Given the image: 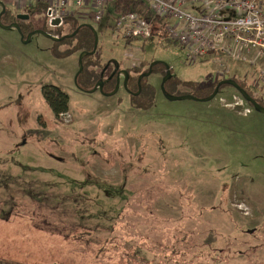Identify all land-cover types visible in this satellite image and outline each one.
Returning a JSON list of instances; mask_svg holds the SVG:
<instances>
[{
  "label": "rangeland",
  "instance_id": "rangeland-1",
  "mask_svg": "<svg viewBox=\"0 0 264 264\" xmlns=\"http://www.w3.org/2000/svg\"><path fill=\"white\" fill-rule=\"evenodd\" d=\"M17 4L8 7L27 12ZM30 14L33 27L69 38V18L54 29L41 4ZM107 15L98 24L88 14L78 21L97 36L88 71L102 82L118 71L110 95L80 87L81 51L55 52L75 41L55 50L46 34L24 43L16 29L0 27V258L166 264L161 258L171 255L179 264H264V114L233 86L209 101L165 96L203 95L228 77L264 102V61L209 53L189 64L181 47L154 32L127 43ZM156 60L193 88L178 83L164 94L159 68L143 79L155 88L151 106L137 108L122 70L136 76ZM51 85L68 97L64 116L54 117L45 100ZM172 220L183 226L175 253L157 251Z\"/></svg>",
  "mask_w": 264,
  "mask_h": 264
},
{
  "label": "built area",
  "instance_id": "built-area-1",
  "mask_svg": "<svg viewBox=\"0 0 264 264\" xmlns=\"http://www.w3.org/2000/svg\"><path fill=\"white\" fill-rule=\"evenodd\" d=\"M14 1L25 8L42 4L47 25L57 29L67 18L81 19L87 14L98 24L116 0H0V5L8 6ZM141 1L151 18L130 11L114 19L116 33L125 39H148L156 23H160L167 38L183 49L189 64L209 53L224 54L252 65H257L256 59L264 61V0ZM260 75L264 82V70ZM244 111L249 112L247 108Z\"/></svg>",
  "mask_w": 264,
  "mask_h": 264
},
{
  "label": "trees",
  "instance_id": "trees-1",
  "mask_svg": "<svg viewBox=\"0 0 264 264\" xmlns=\"http://www.w3.org/2000/svg\"><path fill=\"white\" fill-rule=\"evenodd\" d=\"M108 7H111V9H110V11L109 10L107 11V14H108L107 16L114 17V19L117 16L128 13L130 11H138V13L140 15H145V16H147V18H151L150 11L148 10L147 6L146 7L144 6V3L141 0H116L111 5H109ZM137 7H138V9H137ZM34 8H35V6L30 7L27 9V11L29 13H31ZM43 8H44V6H43ZM7 9H10V8L8 6H5V10L8 12L9 10H7ZM110 14H112V15H110ZM69 19L71 20L70 33L68 36L69 38H67V36H62L59 41H53V44H54L55 50L57 48V44H61L64 42L67 43L71 40L75 41V44H73L74 42H72L70 48H68L67 50H64L61 52L56 50L55 52L57 53V55H68V54L73 53L75 51H86L87 52L82 58L83 69L77 75V78H76V80L79 81L80 87L82 89L87 90L89 88H93L96 85V83L98 81H100L96 77L93 76V74H94L93 72L88 71V65H87L89 59L93 57L92 56L93 53H90L94 47L93 28L89 25H85V24L79 22L77 18L69 17ZM154 21L158 22L156 20V18L154 19ZM9 22H10L9 19L2 21L3 24H8ZM27 27H28V29H27ZM30 29H31L30 25L27 23L20 27V31L23 33L24 37H25V34ZM153 32L158 34L159 36H161L163 38H167V35L162 28V24H160V23H158V25L153 29ZM129 40L130 39H126V42L128 43ZM161 67H163V66H161ZM147 70H148V68H147ZM156 70H158V68L157 69L153 68V70H151V71L154 72ZM117 72H115L111 78H108L107 80L105 79V81H103L102 92H104V91L109 92V91H112L114 89V86L116 84ZM140 74H142V73L136 74V76H131V77L129 75L127 77L126 84H125L126 86L124 88L127 91L130 90V91H134L135 93H137V95H131L130 94L131 102L135 107L148 109L153 102V97L155 94V88L151 84H149L148 82L143 80L144 78H146V75H143L140 78V82L138 83V78H139ZM225 79H228V77H222L220 80H217V82L225 80ZM236 82L241 87L242 90L246 91L259 104L264 106V102L261 99H258V98L256 99L253 96V92L249 87H246L245 85H243L242 82H238V81H236ZM178 83H181L182 85H186V86L193 88L191 82H189V81L180 82L179 79H176V78L172 79L171 76H169L164 82L165 92L170 93L168 90L172 86L175 87ZM223 86H231V84H228V83L222 81V83L218 87L217 91H219V89L222 88ZM213 87H215V86H213ZM49 88H50L51 92H48L47 89H45L44 90L45 91L44 97H45L47 104L49 105V108L53 112L54 117L65 115L67 113V110H68V97H67V95L58 86L51 85ZM213 89L214 88H212L211 90H209L206 93H203V95H198V94L194 93L195 90H193L192 95H194L198 98H205V97H208L212 93ZM173 221H177V220H172L171 223H173ZM181 226H182V224L178 226V225H175L173 223L172 225H167V226L164 225L162 227V229H163L162 234L165 237L166 243L163 246L159 245L158 248L160 247V250H157V251L161 252L162 249L165 251L171 249L170 254L175 253V251H174L175 247L174 246H175L176 242H173V241H174V238L175 239L179 238L178 232H179ZM182 228H183V226H182ZM161 241L162 240H160V242ZM167 254H169V252ZM169 256H171V255H167V256H164V258H161V259H163L164 263H166V264H169V263L179 264L176 257L171 256V258L169 259L168 258ZM152 258H159V253L156 252L155 256L152 255ZM148 262H152V264L153 263L156 264L155 259H154V261L149 260ZM0 264H6V262L0 258Z\"/></svg>",
  "mask_w": 264,
  "mask_h": 264
},
{
  "label": "water",
  "instance_id": "water-1",
  "mask_svg": "<svg viewBox=\"0 0 264 264\" xmlns=\"http://www.w3.org/2000/svg\"><path fill=\"white\" fill-rule=\"evenodd\" d=\"M1 9H2V11H4V9H5V6L3 5V4H1ZM2 11H0V14H1V12ZM16 18H21V19H26V18H28V15L27 14H18L17 16H16ZM53 24H58V20H55L54 22H53ZM85 24V23H84ZM85 25H89V26H91L90 24H88V23H86ZM0 27L1 28H3V29H8V28H14V29H16L18 32H19V34H20V37H21V39H22V41L24 42V43H27L28 41H29V39H30V37L34 34V33H43V34H46V33H44V32H42L41 30H39V29H34V30H32L31 32H29V33H27L26 34V36H25V38H24V35H23V33L20 31V28H19V26H18V24L16 23V22H12V23H10V24H2L1 22H0ZM92 27V26H91ZM93 28V27H92ZM93 35H94V47H93V49H92V51L90 52V53H94V51H95V46H96V43H97V36H96V32H95V30H94V28H93ZM46 36L48 37V38H50L51 40H53V41H59L61 38H56V37H53V36H51V35H49V34H46ZM87 52L86 51H81L80 52V54H79V68H78V71H77V73H76V75H75V79L77 78V75L82 71V69H83V64H82V57L86 54ZM157 62H159V61H153L151 64H150V66H149V68H148V71L146 72V73H142V74H140V76H139V78H138V83H139V80H140V78L143 76V75H148V74H150L151 73V67H152V65L153 64H155V63H157ZM165 67H166V74L163 76V78H162V80H161V84H160V88H161V91L165 94V90H164V86H163V82L166 80V78L167 77H169V75H170V70H169V68H168V66H166V64H165ZM123 72V80H122V85L125 87L126 85V80H127V77H128V73L126 72V70H122ZM222 81H224V82H226V83H228V84H231V86H233L240 94H241V96L248 102V103H250L251 105H252V107L253 108H255V109H257V110H259L262 114H264V106H262L261 104H259L252 96H250L246 91H244V90H242L241 89V87L237 84V82L236 81H234L233 79H231V78H228V79H225V80H222ZM222 81H220V82H218V84L215 86V88L213 89V91H212V93L208 96V97H206V98H203V99H201V100H206V101H209V100H211V99H213L214 97H215V95L217 94V90H218V87H219V85L222 83ZM102 84H103V82L102 81H98L97 83H96V85L92 88V91H94L96 88H98V90H100V91H102ZM118 87H119V78L117 77L116 78V84H115V86H114V89L111 91V92H109V93H106L107 95H110V94H113L117 89H118ZM169 100H176V99H181V98H185V99H195V100H200V98H198V97H196V96H194V95H192V94H184V95H165Z\"/></svg>",
  "mask_w": 264,
  "mask_h": 264
},
{
  "label": "flooded vegetation",
  "instance_id": "flooded-vegetation-1",
  "mask_svg": "<svg viewBox=\"0 0 264 264\" xmlns=\"http://www.w3.org/2000/svg\"><path fill=\"white\" fill-rule=\"evenodd\" d=\"M7 10H9L8 12L4 9V11H2V9L0 10V11H2L1 12V14H0V22L2 23V21H4V20H10V22L8 23V24H10V23H12V22H16L17 24H18V26H19V28L21 27V26H23L24 24H29L30 25V30L27 32V33H29V32H31L32 30H34V29H37V28H35V27H33V25L28 21L29 19V17L31 16V14L27 11V12H23V13H20V12H14L13 10H11V9H7ZM18 14H27L28 15V18H26V19H21V18H16V16L18 15ZM3 24V23H2ZM26 27V26H25ZM27 29H28V27H27ZM26 33V34H27ZM26 34H25V36H26ZM156 67L157 66V68L159 69V68H162L161 66H163L165 69H166V67H165V65L163 64V63H161V62H157V63H155V64H153L152 65V67H151V70H153V67ZM151 73H152V71H151ZM150 73V74H151ZM150 74H148V75H150ZM165 74H166V72H165ZM164 74V75H165ZM113 76V74H109L108 76H107V78H106V80L108 79V78H111ZM117 77H119L118 76V73H117ZM116 77V78H117ZM147 77V76H146ZM168 78V77H167ZM166 78V79H167ZM139 82H140V80H139ZM165 82V81H164ZM164 82H163V86H164ZM220 86V85H219ZM102 87H103V84H102ZM165 90V89H164ZM139 91V90H138ZM111 92V91H110ZM128 93H129V96H130V94L131 95H137V93H135L134 91H130V90H128L127 91ZM107 93H109V92H107ZM106 94V93H105ZM206 98V97H205ZM200 99H203V98H200Z\"/></svg>",
  "mask_w": 264,
  "mask_h": 264
},
{
  "label": "crops",
  "instance_id": "crops-1",
  "mask_svg": "<svg viewBox=\"0 0 264 264\" xmlns=\"http://www.w3.org/2000/svg\"><path fill=\"white\" fill-rule=\"evenodd\" d=\"M18 6V4L17 5H15V6H13L15 9H17V8H20V7H17ZM19 33V32H18ZM31 38V37H30ZM50 39V38H49ZM30 40V39H29ZM113 74V73H112Z\"/></svg>",
  "mask_w": 264,
  "mask_h": 264
}]
</instances>
